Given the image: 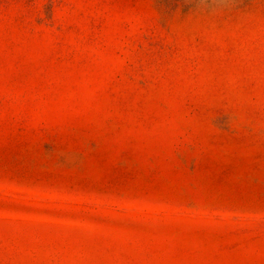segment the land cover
<instances>
[{"label": "rangeland", "instance_id": "374dc122", "mask_svg": "<svg viewBox=\"0 0 264 264\" xmlns=\"http://www.w3.org/2000/svg\"><path fill=\"white\" fill-rule=\"evenodd\" d=\"M0 264H264V0H0Z\"/></svg>", "mask_w": 264, "mask_h": 264}]
</instances>
